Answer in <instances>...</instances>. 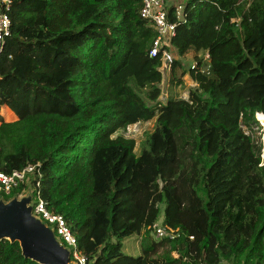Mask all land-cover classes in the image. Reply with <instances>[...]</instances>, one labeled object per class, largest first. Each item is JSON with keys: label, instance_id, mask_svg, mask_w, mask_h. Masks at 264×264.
<instances>
[{"label": "trees", "instance_id": "1", "mask_svg": "<svg viewBox=\"0 0 264 264\" xmlns=\"http://www.w3.org/2000/svg\"><path fill=\"white\" fill-rule=\"evenodd\" d=\"M183 5L170 48L195 51L199 65L175 58L170 80L195 85L162 102L163 57L150 55L158 33L141 0H12L0 171L38 165L31 180L87 264H264V0ZM152 119L138 154L118 132ZM159 220L174 238L155 237ZM131 236L136 255L124 250ZM0 264L41 263L3 239Z\"/></svg>", "mask_w": 264, "mask_h": 264}, {"label": "built area", "instance_id": "2", "mask_svg": "<svg viewBox=\"0 0 264 264\" xmlns=\"http://www.w3.org/2000/svg\"><path fill=\"white\" fill-rule=\"evenodd\" d=\"M141 2L142 17L149 19L158 33L150 49V55L157 56L161 53L163 57L162 71L170 69L175 59V56L172 54V47L170 48L171 39L176 32L178 25L177 20L184 18V5L173 4L170 0H141ZM11 5L12 0H0V53L4 49L6 39L12 33V23L9 14ZM172 5L176 6L175 13L177 18L175 19L170 18V7ZM199 56L203 58L205 67H207L210 54L204 52ZM198 65L199 60H196L192 67L195 68ZM35 174L41 175L38 165L35 164H29L22 169H15L10 173L0 171V200L5 201L6 196L10 195L13 189H17L22 184L28 183V187H24L17 198L21 199L30 196L31 200L28 205L31 206L32 214L54 231L59 243L69 249L73 257L72 262H76V264H87V258L85 254L79 250L78 240L64 215L56 213L48 208L47 203L42 198L41 190L39 189L40 183L35 184L32 182L30 175ZM153 228L156 238H174L176 236L173 231L168 230L161 222H157Z\"/></svg>", "mask_w": 264, "mask_h": 264}, {"label": "water", "instance_id": "3", "mask_svg": "<svg viewBox=\"0 0 264 264\" xmlns=\"http://www.w3.org/2000/svg\"><path fill=\"white\" fill-rule=\"evenodd\" d=\"M30 196L0 200V240L19 241L22 252L41 264H72L68 248L31 212Z\"/></svg>", "mask_w": 264, "mask_h": 264}, {"label": "rangeland", "instance_id": "4", "mask_svg": "<svg viewBox=\"0 0 264 264\" xmlns=\"http://www.w3.org/2000/svg\"><path fill=\"white\" fill-rule=\"evenodd\" d=\"M187 1L188 0H170V2L176 5H179V4L183 5ZM195 53H196L195 51H190L185 56H178L174 49L172 51V54L175 56V58H179L181 62L183 63L184 67L187 69L190 68L196 62V60H198L197 57L195 56ZM163 71H164L163 81L161 83L162 94L160 96V100L162 102H166L170 96L182 97V98L187 97L190 87H193L195 85L191 77L189 75H185L182 84H173L170 80L171 70L165 69ZM5 109L6 107L2 109V113L4 114L5 119L7 121H12V119L9 116V111L7 112ZM155 122H156V119L137 122L135 124H131L127 126L125 129L119 131L118 133L128 138H134L136 140V145H137L135 151L139 154L147 137L153 132L154 127H155ZM259 123L261 125L260 132H261V139L263 142L262 157L264 160V124L261 122V120H259ZM159 222H161V220H159ZM136 239H137L136 236H131L125 240L124 250L128 252L129 254L136 255L140 253L139 241H137ZM173 255L176 257L178 256L176 252H174ZM71 263L76 264V262H71Z\"/></svg>", "mask_w": 264, "mask_h": 264}, {"label": "crops", "instance_id": "5", "mask_svg": "<svg viewBox=\"0 0 264 264\" xmlns=\"http://www.w3.org/2000/svg\"><path fill=\"white\" fill-rule=\"evenodd\" d=\"M204 52H200V53H198L199 55H202ZM6 107V111L8 112L9 111V116H10V118L12 119V121H15V120H17L18 119V116L15 114V112L14 111H12L8 106H5ZM4 107V108H5ZM3 112H4V110H3Z\"/></svg>", "mask_w": 264, "mask_h": 264}]
</instances>
